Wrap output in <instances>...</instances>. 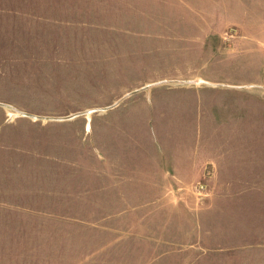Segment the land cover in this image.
I'll return each mask as SVG.
<instances>
[{
    "label": "rangeland",
    "instance_id": "obj_1",
    "mask_svg": "<svg viewBox=\"0 0 264 264\" xmlns=\"http://www.w3.org/2000/svg\"><path fill=\"white\" fill-rule=\"evenodd\" d=\"M167 1L136 19L170 22ZM121 2L0 0V264H264V0L223 31L218 53L242 58L217 87L168 48L133 71ZM195 153L220 169L161 190L154 171Z\"/></svg>",
    "mask_w": 264,
    "mask_h": 264
},
{
    "label": "crops",
    "instance_id": "obj_2",
    "mask_svg": "<svg viewBox=\"0 0 264 264\" xmlns=\"http://www.w3.org/2000/svg\"><path fill=\"white\" fill-rule=\"evenodd\" d=\"M125 0H122L121 3H124ZM137 5H132L135 7L134 11L136 12V16L129 15L127 10L129 9H122L119 12H114L117 15L119 14L122 18V28L124 30H132L134 32L135 29L139 30V33L136 35L131 34V38L134 41L139 39L140 42H128L125 41L126 46L131 47V69L134 71L136 69V64L138 61V54H144L148 51H153L155 54H160L161 51L166 50L170 51V54L173 56V62H182L184 65L178 68V72L182 75L184 72H188L185 75L184 80L192 81V80H204L209 85H213L217 87L219 83H221L219 77H226V74L230 72L228 68L236 67L235 61L236 58L240 62L241 56L238 53H234L235 49L232 48H224L221 53H218V48L221 46L223 37V31L229 25H236L240 30L248 29V22H249V15L248 12L251 13V6H247L245 8L243 0H168L167 3H170L173 7L177 8L175 10V14L169 16L170 22H161L159 17H144L146 18L145 21H138L136 18L138 15L141 14H149V13H158L155 12L154 9L155 2L151 3L147 7L146 10L143 8H139L141 4V0H135ZM142 5V4H141ZM245 8V9H244ZM124 10V11H123ZM123 14H128L129 16L126 18L122 16ZM181 14L182 16L178 20V15ZM220 15V17H218ZM135 19V21H132ZM129 20V22H127ZM164 21V20H163ZM183 22L181 24L176 23ZM118 24V22L116 23ZM167 27L170 30V39L165 41V44L162 40L159 41H151L147 40L142 36L143 31L150 28H158V26ZM197 31L196 33L194 31ZM238 30V31H240ZM163 39H166L167 36L163 34ZM163 48V49H162ZM168 48V49H167ZM168 51V52H169ZM229 52V53H226ZM215 56L216 60L219 63V66H213V72H220L218 75H215L214 78L203 77L198 73L194 72V62L201 61L202 63L213 65L212 57ZM212 63V64H211ZM228 66V67H227ZM178 67V66H177ZM212 66L210 67V69ZM212 70V69H211ZM235 72V71H234ZM242 75V74H241ZM117 78V74H116ZM216 84V85H215ZM194 88H198L200 86H193ZM231 93V92H230ZM216 94V93H215ZM219 95V94H218ZM220 101H226L230 97L235 98L234 95L228 94L225 96L219 95ZM222 105H226V103L221 102ZM173 160L167 158L169 163L170 171L163 170V171H154L156 175H159V181L161 184L160 189H165L164 184L168 181V176L175 175V176H195V175H205L212 165L216 170L219 168V163H215L212 159L215 157L209 155H201L195 153L188 158L183 157H171ZM219 158V157H216ZM220 159V158H219ZM223 159V158H222ZM230 158H226L225 160H229ZM235 160L234 166L237 165V159L233 157ZM166 180V183H163ZM170 184V182H169ZM168 185V184H167ZM166 185V188H167Z\"/></svg>",
    "mask_w": 264,
    "mask_h": 264
}]
</instances>
